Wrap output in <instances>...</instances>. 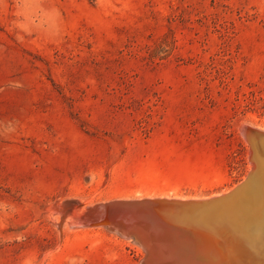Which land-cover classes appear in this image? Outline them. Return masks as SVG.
Instances as JSON below:
<instances>
[{
    "label": "rangeland",
    "instance_id": "374dc122",
    "mask_svg": "<svg viewBox=\"0 0 264 264\" xmlns=\"http://www.w3.org/2000/svg\"><path fill=\"white\" fill-rule=\"evenodd\" d=\"M245 125L264 0H0V264H139L88 210L229 190Z\"/></svg>",
    "mask_w": 264,
    "mask_h": 264
},
{
    "label": "water",
    "instance_id": "95a60500",
    "mask_svg": "<svg viewBox=\"0 0 264 264\" xmlns=\"http://www.w3.org/2000/svg\"><path fill=\"white\" fill-rule=\"evenodd\" d=\"M241 130L257 169L249 171L229 192L194 199L147 197L101 202L93 207L99 216L92 224L106 226L139 245L144 252L139 264H233L237 259L257 263L261 257L244 249L237 233L245 229L239 209L250 201L252 185L264 169V139L260 137L264 132L251 126ZM244 194L245 199L236 202ZM228 222H234L237 235L231 233Z\"/></svg>",
    "mask_w": 264,
    "mask_h": 264
},
{
    "label": "bare ground",
    "instance_id": "6f19581e",
    "mask_svg": "<svg viewBox=\"0 0 264 264\" xmlns=\"http://www.w3.org/2000/svg\"><path fill=\"white\" fill-rule=\"evenodd\" d=\"M245 126H248V125H245ZM255 129L264 132V130H262V129H258V128H255ZM260 137H262L264 139L263 136H260ZM263 144H264V142H262V145H261L262 147H264ZM252 153H251V151L248 152V154H249L248 156L250 158L249 159L250 160L249 168H251V171L252 170L255 171L257 169V164H256V160H254V158L252 157ZM257 176H258L259 180H258V182L256 184L252 185L253 189H252L251 193L247 197V199H250V201H248L247 204L243 205V207H241L239 209L240 212L242 213L243 218H245V220H243V222H242V225L245 227V229H243V232L237 233L240 236V237H238V236L237 237L242 242L241 245L244 247V249L248 250L251 253L252 252H254V253L257 252V254H259V256L261 257V260L258 261L255 264H264V169L263 168H262V170L259 171ZM232 188H230L227 191L224 190L222 192V194H225V193L229 192ZM212 196H216V194H213ZM166 198H169V197H166ZM239 198H241V199L239 200L237 198L236 202H240V201L244 200L245 199V194L244 195H240ZM180 199H194V198L187 197V198H180ZM96 206H97V204L94 205L93 207H96ZM93 207H91L88 210V212L85 211V212H87L86 222H83L81 224H87V223L92 224V222L94 220L93 218L95 217V220H96V216H99V215L94 213ZM59 208L61 209V207H59ZM84 210H86V209H84ZM230 222H228L226 224H228V226H231V233L232 234H236L235 232H237V231L234 230L235 226H233L234 222H232V223H230ZM96 225H98L99 227L103 226L101 224H96ZM234 263L235 264H238V263L248 264L247 261L243 262V261L238 260V259L235 260Z\"/></svg>",
    "mask_w": 264,
    "mask_h": 264
}]
</instances>
